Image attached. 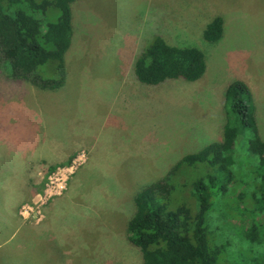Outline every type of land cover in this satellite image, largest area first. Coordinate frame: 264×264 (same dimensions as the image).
Returning a JSON list of instances; mask_svg holds the SVG:
<instances>
[{
	"label": "rangeland",
	"instance_id": "374dc122",
	"mask_svg": "<svg viewBox=\"0 0 264 264\" xmlns=\"http://www.w3.org/2000/svg\"><path fill=\"white\" fill-rule=\"evenodd\" d=\"M72 12L61 89L35 90L0 68V264H142L126 234L132 198L185 155L222 141L234 80L252 93L264 141V0H76ZM215 16L224 36L208 43L203 31ZM155 36L201 50V80L137 82L134 57ZM50 64L40 69L46 77ZM248 139L244 131L235 142L243 161ZM201 175L187 168L175 177L170 209L195 213ZM240 182L213 199L210 237L240 240L230 224L248 212Z\"/></svg>",
	"mask_w": 264,
	"mask_h": 264
},
{
	"label": "trees",
	"instance_id": "16d2710c",
	"mask_svg": "<svg viewBox=\"0 0 264 264\" xmlns=\"http://www.w3.org/2000/svg\"><path fill=\"white\" fill-rule=\"evenodd\" d=\"M75 1L0 0V68L8 80L45 92L64 86V57L75 33ZM224 30V19L215 16L205 26L203 39L219 42ZM148 44L133 61V78L140 84L154 86L170 79L194 83L206 73L201 50L173 46L160 36ZM48 63L54 71L46 77L47 72L40 69ZM224 108L233 120L224 124L222 141L185 155L163 178L144 186L132 198L134 211L126 234L140 252L142 264H264V141L258 135L252 93L243 81L234 80L226 87ZM244 131L249 132V139L243 161L237 158L234 147ZM248 167L253 171L240 179V170ZM187 168H198L202 173L192 183L195 213L184 204L169 208L175 177ZM238 181L243 189L239 199L246 201L248 212L230 224L240 240L210 237L214 218L208 219V213L213 199H226Z\"/></svg>",
	"mask_w": 264,
	"mask_h": 264
},
{
	"label": "crops",
	"instance_id": "0c3cea01",
	"mask_svg": "<svg viewBox=\"0 0 264 264\" xmlns=\"http://www.w3.org/2000/svg\"><path fill=\"white\" fill-rule=\"evenodd\" d=\"M24 180H25V179H24ZM25 187H26V188L28 187L27 184L25 185ZM19 199H21V196H20ZM20 202H22V199H21L20 201L16 202V203L18 204V203H20ZM15 215H16V213H14V216H15ZM1 226H2V225H1ZM3 227H4V226H2L0 229H3ZM0 246H2V245H0Z\"/></svg>",
	"mask_w": 264,
	"mask_h": 264
}]
</instances>
